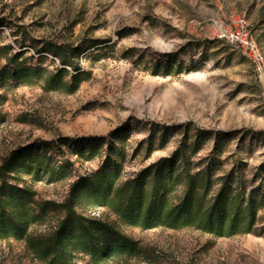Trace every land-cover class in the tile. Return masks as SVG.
Listing matches in <instances>:
<instances>
[{
  "label": "rangeland",
  "instance_id": "obj_1",
  "mask_svg": "<svg viewBox=\"0 0 264 264\" xmlns=\"http://www.w3.org/2000/svg\"><path fill=\"white\" fill-rule=\"evenodd\" d=\"M0 19L8 24L1 28L0 70L20 51L14 39L100 43L78 58L75 80L53 78L69 68L50 55L33 56L28 46L18 61L29 78L0 81V166L14 153L51 158L28 173L20 165L8 173V184L30 197L18 209L23 237L0 238V264H51L40 251L66 217L70 186L102 166L103 157L69 154L61 138H98L101 152L115 141L116 187L194 141L197 131L212 137L194 161L210 153L215 134H227L218 176L242 166L250 189L264 164V0H0ZM160 128L175 134L157 149ZM150 140L155 150L147 154ZM37 142L44 144L30 149ZM65 165V177L53 179L50 170ZM259 175L252 187L264 185ZM83 193L75 214L111 228L133 250L103 258L69 250L64 264H264V203L254 233L218 237L194 226L136 227Z\"/></svg>",
  "mask_w": 264,
  "mask_h": 264
},
{
  "label": "trees",
  "instance_id": "obj_2",
  "mask_svg": "<svg viewBox=\"0 0 264 264\" xmlns=\"http://www.w3.org/2000/svg\"><path fill=\"white\" fill-rule=\"evenodd\" d=\"M7 26L8 24L0 19V34L1 28H8ZM15 35L12 33V36ZM14 40L20 51L16 52L11 60H7L1 68L0 81L29 78L28 67H24L26 63L18 61L22 56L21 50L27 48L28 51L29 47L33 51V56L50 55L58 61L59 67L69 68L70 73L60 69L53 78L68 74L72 80H75L81 74L78 58L84 53L90 54L98 50L97 46L100 44L94 39H85L78 45L59 40L38 41L26 37ZM36 74L34 70L32 75L36 76ZM160 130L157 149H162L169 137L175 134L173 128H160ZM195 137L196 139L190 143L181 142L170 157L159 159L140 177L116 187L114 182L117 178L116 172L119 171L116 156L120 153V148L115 141L101 152L104 141L98 138L59 139V146H65L69 154L76 155L79 159L90 160L96 156L104 159L96 175L92 178L78 179L70 186L69 198L62 206L66 210V217L43 244L40 251L41 258L48 259L51 264H64L69 250H79L99 258L124 255L133 250L130 242L111 228L86 221L75 214L74 202L82 192L88 194L97 206H108L126 223L143 229L167 224L194 226L218 237L254 233L257 212L264 203V185L260 183L257 187L252 186L255 178L264 173V164L249 182L250 189L247 191L248 187L241 179L244 167L237 165L235 169L218 176L222 167L220 158L227 146L228 135L215 134L210 153L198 161H194L193 158L203 150L204 143L212 137V134L197 131ZM43 144L34 143L30 149H39ZM154 144L155 141L150 140L151 147L147 154L155 150L152 148ZM58 152L60 155L63 154L61 147L58 148ZM50 159H44L37 154L16 157L14 153L1 164L0 238L23 237L26 225L22 223L24 213L21 209L25 207L27 198L30 197L27 191L8 184V173L19 172L15 171L19 165L23 173H28L33 163L43 167ZM67 170L66 165L58 168L56 172L51 169V177L56 180L61 179L65 177ZM24 197L26 202L19 201ZM11 207H15V212L10 211ZM96 230H100L101 233L95 232Z\"/></svg>",
  "mask_w": 264,
  "mask_h": 264
}]
</instances>
